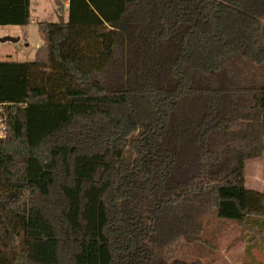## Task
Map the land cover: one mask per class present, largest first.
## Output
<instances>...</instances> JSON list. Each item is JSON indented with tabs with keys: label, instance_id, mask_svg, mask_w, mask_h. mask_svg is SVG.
<instances>
[{
	"label": "trees",
	"instance_id": "obj_1",
	"mask_svg": "<svg viewBox=\"0 0 264 264\" xmlns=\"http://www.w3.org/2000/svg\"><path fill=\"white\" fill-rule=\"evenodd\" d=\"M55 15L33 61L0 62V264H204L153 247L199 241L213 209L264 242V193L246 187L264 0H58ZM30 23L31 0H0V26Z\"/></svg>",
	"mask_w": 264,
	"mask_h": 264
},
{
	"label": "rangeland",
	"instance_id": "obj_2",
	"mask_svg": "<svg viewBox=\"0 0 264 264\" xmlns=\"http://www.w3.org/2000/svg\"><path fill=\"white\" fill-rule=\"evenodd\" d=\"M57 1L31 0V23L28 26H0V39L16 40L0 42V62H30L35 59L42 45L37 23L57 20ZM59 1L64 3V0ZM261 27H264V22ZM133 157V152L127 150L124 160L130 164ZM246 187L264 193V152L259 159L246 162ZM202 222L199 241L189 242L180 237L163 248L153 247L154 254L168 261L183 258L200 259L204 264H264L262 236L244 232L235 221L220 219L214 209L203 215Z\"/></svg>",
	"mask_w": 264,
	"mask_h": 264
},
{
	"label": "water",
	"instance_id": "obj_3",
	"mask_svg": "<svg viewBox=\"0 0 264 264\" xmlns=\"http://www.w3.org/2000/svg\"><path fill=\"white\" fill-rule=\"evenodd\" d=\"M16 40L12 39V38H4V39H0V42H15Z\"/></svg>",
	"mask_w": 264,
	"mask_h": 264
},
{
	"label": "built area",
	"instance_id": "obj_4",
	"mask_svg": "<svg viewBox=\"0 0 264 264\" xmlns=\"http://www.w3.org/2000/svg\"><path fill=\"white\" fill-rule=\"evenodd\" d=\"M5 130L4 126L0 124V132L2 133Z\"/></svg>",
	"mask_w": 264,
	"mask_h": 264
},
{
	"label": "crops",
	"instance_id": "obj_5",
	"mask_svg": "<svg viewBox=\"0 0 264 264\" xmlns=\"http://www.w3.org/2000/svg\"><path fill=\"white\" fill-rule=\"evenodd\" d=\"M64 4L67 5L68 4V0H64Z\"/></svg>",
	"mask_w": 264,
	"mask_h": 264
}]
</instances>
